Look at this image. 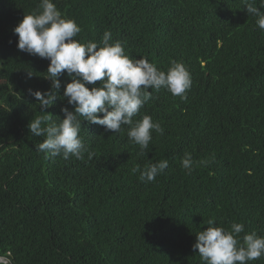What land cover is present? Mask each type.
<instances>
[{
	"label": "trees",
	"instance_id": "16d2710c",
	"mask_svg": "<svg viewBox=\"0 0 264 264\" xmlns=\"http://www.w3.org/2000/svg\"><path fill=\"white\" fill-rule=\"evenodd\" d=\"M53 2L80 26L81 43L99 45L111 31L129 57L159 70L182 61L192 84L186 99L149 89L133 121L149 115L164 133L153 130L143 155L129 125L115 134L83 116L80 135L93 158L46 155L37 150L46 137L28 125L74 110L63 98L70 78L61 77L54 106L42 113L28 89H49V61L18 50L13 32L40 0H0V264H202L193 244L208 220L226 229L242 223L241 243L253 231L264 236V31L244 0ZM162 159L169 166L154 181L133 171Z\"/></svg>",
	"mask_w": 264,
	"mask_h": 264
},
{
	"label": "clouds",
	"instance_id": "9594fccd",
	"mask_svg": "<svg viewBox=\"0 0 264 264\" xmlns=\"http://www.w3.org/2000/svg\"><path fill=\"white\" fill-rule=\"evenodd\" d=\"M244 3L248 14L257 18L256 25L264 31V11H261L264 0H260L261 7L256 6V0ZM13 32L18 37V50L49 61L44 76L50 81L49 89H28L42 113H48L47 109L54 106L62 87L61 77L66 73L70 78L64 85L63 98L74 110L62 107L63 118L59 122L52 120L49 113L35 117L28 125L32 134L46 137L37 150L52 157L62 154L66 160L70 155L82 160L87 152L88 158H93L80 135L82 121L78 116L115 134L122 131V125H129L130 142L139 145L138 155L145 154L153 140V130L160 135L164 133L161 124L149 115L133 121L152 98L149 89L159 91L163 87L173 96L186 99V90L192 84L190 71L182 61H171L166 72L159 70L145 56L129 57L120 41L112 42L111 31L104 32L99 45L94 41L81 43L75 39L81 32L80 26L62 14L53 0H40L38 10L25 14ZM32 75L29 72L28 78ZM97 81L102 82L100 86H95ZM181 164L191 175L194 164L191 153H185ZM168 166L167 159L149 160L143 168L137 165L133 171L140 173L141 181L151 182ZM207 224L206 229L197 232L193 244L202 264H248L264 256V236L253 231L243 236L242 243L237 239L244 232L242 223L232 222L230 229L215 226L213 220Z\"/></svg>",
	"mask_w": 264,
	"mask_h": 264
}]
</instances>
